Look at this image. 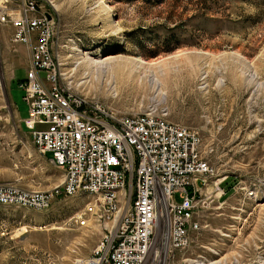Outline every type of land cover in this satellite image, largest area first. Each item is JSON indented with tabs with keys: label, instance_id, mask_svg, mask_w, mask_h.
Segmentation results:
<instances>
[{
	"label": "rangeland",
	"instance_id": "rangeland-1",
	"mask_svg": "<svg viewBox=\"0 0 264 264\" xmlns=\"http://www.w3.org/2000/svg\"><path fill=\"white\" fill-rule=\"evenodd\" d=\"M35 1L55 18L67 88L118 114L165 108L168 120L199 132L210 181L228 176L219 202L199 204L200 228L169 264H264V0ZM11 34L0 24V182L49 189L61 171L21 124L17 82L28 52ZM207 190L217 196L210 183ZM84 201L55 198L44 210L0 205V264H79L101 235L91 220H68Z\"/></svg>",
	"mask_w": 264,
	"mask_h": 264
},
{
	"label": "built area",
	"instance_id": "built-area-1",
	"mask_svg": "<svg viewBox=\"0 0 264 264\" xmlns=\"http://www.w3.org/2000/svg\"><path fill=\"white\" fill-rule=\"evenodd\" d=\"M6 1L0 24L9 23L11 42L28 52L17 82L26 105L21 124L61 178L49 189L0 182V205L44 210L55 198L84 196L68 220H91L101 235L79 264H148L150 256L149 264H159L162 250L163 264L173 262L200 228L199 204L224 195L223 178L210 181L214 170L201 154L199 132L168 120L163 107L118 114L67 88L54 52L55 18L35 0L14 11Z\"/></svg>",
	"mask_w": 264,
	"mask_h": 264
},
{
	"label": "bare ground",
	"instance_id": "bare-ground-1",
	"mask_svg": "<svg viewBox=\"0 0 264 264\" xmlns=\"http://www.w3.org/2000/svg\"><path fill=\"white\" fill-rule=\"evenodd\" d=\"M91 61H93V63L95 64V67H100L101 69L104 68L106 69L108 67V62H106L105 60H94V59H90ZM117 71H121V69L123 68V66H121L120 64H118L116 66ZM98 226V225H97ZM157 252V250H156Z\"/></svg>",
	"mask_w": 264,
	"mask_h": 264
},
{
	"label": "trees",
	"instance_id": "trees-1",
	"mask_svg": "<svg viewBox=\"0 0 264 264\" xmlns=\"http://www.w3.org/2000/svg\"><path fill=\"white\" fill-rule=\"evenodd\" d=\"M167 50H169V48H166ZM228 177V176H227ZM227 177H225L224 179H223V181L225 180V179H227ZM224 194H225V190H224Z\"/></svg>",
	"mask_w": 264,
	"mask_h": 264
}]
</instances>
